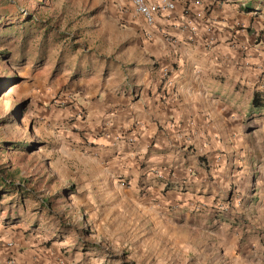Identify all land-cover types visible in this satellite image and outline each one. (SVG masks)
<instances>
[{
	"label": "rangeland",
	"instance_id": "374dc122",
	"mask_svg": "<svg viewBox=\"0 0 264 264\" xmlns=\"http://www.w3.org/2000/svg\"><path fill=\"white\" fill-rule=\"evenodd\" d=\"M217 1L244 10L241 29L264 40V0ZM133 11L123 0H0V172L32 195L18 204L0 192V264L25 251L33 264H264V176L175 229L140 206L134 176L122 186L95 154L107 125L91 106L124 91Z\"/></svg>",
	"mask_w": 264,
	"mask_h": 264
},
{
	"label": "crops",
	"instance_id": "0c3cea01",
	"mask_svg": "<svg viewBox=\"0 0 264 264\" xmlns=\"http://www.w3.org/2000/svg\"><path fill=\"white\" fill-rule=\"evenodd\" d=\"M243 11L217 0H176L154 26L131 12L141 25L124 91L106 89L91 106L107 125L95 154L110 178L134 176L130 193L152 219L167 213L168 226L176 220L171 228L199 221L208 204L218 211L235 203L237 190L263 180L264 112L252 99L264 94V40L256 44L244 29ZM148 181L149 190L137 189ZM33 253H9L8 264H33Z\"/></svg>",
	"mask_w": 264,
	"mask_h": 264
},
{
	"label": "built area",
	"instance_id": "2783aa9c",
	"mask_svg": "<svg viewBox=\"0 0 264 264\" xmlns=\"http://www.w3.org/2000/svg\"><path fill=\"white\" fill-rule=\"evenodd\" d=\"M124 2L128 3L134 12L142 17L144 22L148 26H154L158 18H162L164 14L167 12H173L176 9V0H123ZM185 15L190 14V9L187 8L184 11ZM207 23L211 26L214 24L211 21H207ZM189 24H187L188 26ZM167 39L169 42L176 44V41L171 38L170 36H167ZM165 79L168 77V73L165 72ZM262 87L264 89V84H262ZM119 180L118 183H120L122 186L127 185V180L125 178L118 177ZM9 247L12 246V244H8Z\"/></svg>",
	"mask_w": 264,
	"mask_h": 264
},
{
	"label": "trees",
	"instance_id": "16d2710c",
	"mask_svg": "<svg viewBox=\"0 0 264 264\" xmlns=\"http://www.w3.org/2000/svg\"><path fill=\"white\" fill-rule=\"evenodd\" d=\"M246 10H249L246 8ZM10 26L9 28H12ZM252 106L254 109L263 111L264 112V94L263 93H255L252 99ZM5 191V193L12 195V196H19L18 204H23L26 198H31V191L25 189L23 185L21 184H16V183H8L7 180H5L2 177V173L0 172V192ZM43 205L48 204V202L43 201Z\"/></svg>",
	"mask_w": 264,
	"mask_h": 264
}]
</instances>
